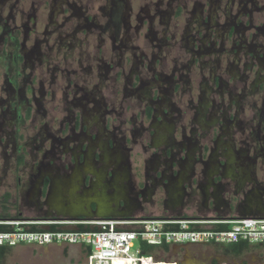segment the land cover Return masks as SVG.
Returning <instances> with one entry per match:
<instances>
[{
	"label": "flooded vegetation",
	"instance_id": "af4514ba",
	"mask_svg": "<svg viewBox=\"0 0 264 264\" xmlns=\"http://www.w3.org/2000/svg\"><path fill=\"white\" fill-rule=\"evenodd\" d=\"M11 210L264 216V0H0Z\"/></svg>",
	"mask_w": 264,
	"mask_h": 264
},
{
	"label": "built area",
	"instance_id": "2783aa9c",
	"mask_svg": "<svg viewBox=\"0 0 264 264\" xmlns=\"http://www.w3.org/2000/svg\"><path fill=\"white\" fill-rule=\"evenodd\" d=\"M7 225L13 229L0 232V246L75 245L85 251V260L79 264H159L152 256L143 254V246L239 242L264 245V216L96 221L27 219ZM79 225L89 230H79ZM51 226L55 229L51 230Z\"/></svg>",
	"mask_w": 264,
	"mask_h": 264
},
{
	"label": "rangeland",
	"instance_id": "374dc122",
	"mask_svg": "<svg viewBox=\"0 0 264 264\" xmlns=\"http://www.w3.org/2000/svg\"><path fill=\"white\" fill-rule=\"evenodd\" d=\"M9 214L8 219H0V224L7 225L33 216L31 213H20L17 210H11ZM230 246L184 245L185 248L174 250L168 245L167 251L160 247H152L146 255L155 258L159 264H264V245L251 244V248L237 256L231 253V249H225ZM84 253V250L80 251L75 245L31 249L29 245L19 244L8 248L0 264H79L85 260Z\"/></svg>",
	"mask_w": 264,
	"mask_h": 264
},
{
	"label": "trees",
	"instance_id": "16d2710c",
	"mask_svg": "<svg viewBox=\"0 0 264 264\" xmlns=\"http://www.w3.org/2000/svg\"><path fill=\"white\" fill-rule=\"evenodd\" d=\"M51 230L55 229V226H51L50 227ZM79 230H89V227H85L83 225H79L77 227ZM222 228H226V226H223ZM13 228L9 225H4V224H0V232H7V231H11ZM33 230H35L34 227H32ZM152 247H160V249H163L165 251L168 250V245H161V246H143V254H147V252L151 251ZM8 246H0V262L1 260L4 258V256L6 255V252L8 251ZM250 247V245L246 242H239L236 244H231L230 247H226L225 249H231V253L233 255H240L243 251H247ZM146 256H150V255H146ZM155 259V258H154Z\"/></svg>",
	"mask_w": 264,
	"mask_h": 264
},
{
	"label": "crops",
	"instance_id": "0c3cea01",
	"mask_svg": "<svg viewBox=\"0 0 264 264\" xmlns=\"http://www.w3.org/2000/svg\"><path fill=\"white\" fill-rule=\"evenodd\" d=\"M30 246V245H29ZM31 247V249H33V248H35V249H38V247H36V246H30ZM50 246H46V247H39V248H41V249H45V248H49ZM173 248H174V250H176V248H185L184 246H176V245H174V246H172ZM79 248V250L80 251H83L84 249H82L81 247H78Z\"/></svg>",
	"mask_w": 264,
	"mask_h": 264
}]
</instances>
